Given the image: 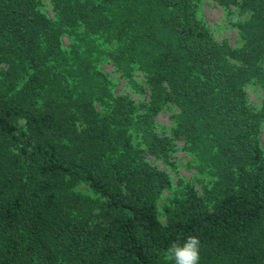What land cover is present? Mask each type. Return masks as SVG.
<instances>
[{
	"label": "trees",
	"instance_id": "trees-1",
	"mask_svg": "<svg viewBox=\"0 0 264 264\" xmlns=\"http://www.w3.org/2000/svg\"><path fill=\"white\" fill-rule=\"evenodd\" d=\"M217 1L237 45L200 0H0V264H264V0ZM174 140L200 190L148 161Z\"/></svg>",
	"mask_w": 264,
	"mask_h": 264
},
{
	"label": "rangeland",
	"instance_id": "rangeland-1",
	"mask_svg": "<svg viewBox=\"0 0 264 264\" xmlns=\"http://www.w3.org/2000/svg\"><path fill=\"white\" fill-rule=\"evenodd\" d=\"M201 3V16L205 20L206 24L211 27L213 30L214 36L216 39L225 38L227 42L231 45H237L240 42L238 41L237 30L232 25L236 17L230 10H232V5L221 4L217 0H200ZM47 12L50 15L49 8ZM66 38L63 37V43H66ZM101 70L105 72H111L113 70L112 66L108 63H101ZM118 73L115 74L117 76ZM116 88L121 92H132L129 87L126 85L125 79H119L116 85ZM246 94L249 102L258 110L261 99L262 91L259 88L258 84H250L246 86ZM133 98L138 99L139 96L136 93H132ZM169 114L167 110H160L154 117V121L157 124H163L167 126L169 124ZM258 141L261 148L264 151V115L262 116L259 130H258ZM175 149L169 152L166 157H152L148 156V161L156 166L158 169L164 170L169 176L172 184H176L178 180L190 181L194 184L197 190H200L202 181L199 182V179L203 178L202 175H198V170L195 163L192 160V157L183 149L182 140H174ZM85 187L82 185L77 186L75 189L85 192ZM168 192V191H167ZM167 193H162L166 195ZM165 202V198H162L159 201V208L161 203ZM159 218L163 220V216L160 214Z\"/></svg>",
	"mask_w": 264,
	"mask_h": 264
},
{
	"label": "clouds",
	"instance_id": "clouds-1",
	"mask_svg": "<svg viewBox=\"0 0 264 264\" xmlns=\"http://www.w3.org/2000/svg\"><path fill=\"white\" fill-rule=\"evenodd\" d=\"M201 241L197 236H188L182 241H174L166 250L172 264H200Z\"/></svg>",
	"mask_w": 264,
	"mask_h": 264
}]
</instances>
